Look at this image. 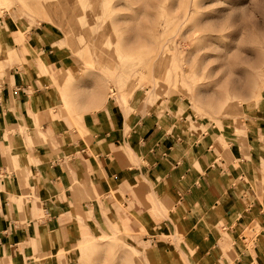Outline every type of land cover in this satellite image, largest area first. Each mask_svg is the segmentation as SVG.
Here are the masks:
<instances>
[{
    "label": "rangeland",
    "instance_id": "obj_1",
    "mask_svg": "<svg viewBox=\"0 0 264 264\" xmlns=\"http://www.w3.org/2000/svg\"><path fill=\"white\" fill-rule=\"evenodd\" d=\"M4 1L0 2V86L10 80L11 73L27 70L32 52L46 76L59 75V83L53 82L51 89L55 111L62 112L63 118L57 120L60 131L50 122L45 126L58 141L50 145L41 139L48 152L64 140L71 139L72 145L85 140L86 116L114 106L129 116L145 115L159 104L164 107L161 116L169 117H163L161 124H188L193 132L198 127L205 132L204 126H211L225 137L234 132L238 139L246 138L247 119L264 118V0ZM41 29L55 53L54 66L33 50L31 34ZM16 52L18 61L13 57ZM28 126L18 129L32 153L34 144L27 137L39 133ZM10 129L5 140L15 146L18 129ZM219 141L227 147L224 138ZM8 151L2 152L0 145V156L11 162L8 172L17 174L24 191L12 202L22 216L20 224L26 227L31 217L44 220L47 216L31 183L19 182L29 169L11 158L16 149ZM123 151L132 163L130 152ZM106 198L104 193L88 197L94 201L89 213L81 208L71 216L76 227L62 251L67 264H198L182 256L181 233L165 235L153 229L166 218L152 212V206L166 210L152 196L146 197L142 218L125 208L123 193L112 192ZM117 199L121 203L118 212ZM34 204L41 214L31 213ZM105 211L111 213L112 223L106 221ZM121 219L129 222H124L126 230ZM141 222L148 228L140 227ZM84 224L89 228L83 229ZM259 234L255 225L246 230L249 246Z\"/></svg>",
    "mask_w": 264,
    "mask_h": 264
},
{
    "label": "crops",
    "instance_id": "obj_2",
    "mask_svg": "<svg viewBox=\"0 0 264 264\" xmlns=\"http://www.w3.org/2000/svg\"><path fill=\"white\" fill-rule=\"evenodd\" d=\"M47 35L41 29L30 40L34 52L54 66L55 53L49 50ZM32 54L27 70L11 73L10 80L0 86V145L4 153L16 149L11 158L29 169L19 182L31 183L47 218L31 217L26 227L20 224L22 216L12 199L24 191L17 174L8 172L11 162L0 156V264H67L69 259L62 251L76 227L71 216L81 208L89 213L94 201L88 197L104 193L109 199L112 192L123 193V205L138 218L146 214L147 196L160 202L166 211L159 206L151 210L166 219L153 229L165 235L181 233L182 256L198 264H264V118L247 119L243 126L246 138L238 139L234 132L225 137L211 126H204L205 132L200 127L193 132L188 124H161L163 117H169L161 116L164 107L159 104L145 115L135 112L129 116L114 106L86 116L85 140L74 145L71 139L64 140L48 152L41 139L50 145L58 141L48 135L45 126L50 122L60 131L57 120L63 118L62 112L55 111L51 89L53 82L59 83V75L46 76L38 56ZM13 57L19 60L17 52ZM25 124L39 133L27 137L34 144L32 153L18 129ZM16 127L19 142L14 146L5 139L10 128ZM222 138L226 148L219 141ZM114 205L118 212L120 201ZM30 211L38 215L40 207L34 204ZM110 214L105 211V219L112 223ZM253 225L260 234L253 237L251 247L245 232ZM139 226L148 228L142 222ZM51 252L56 255L51 257Z\"/></svg>",
    "mask_w": 264,
    "mask_h": 264
},
{
    "label": "bare ground",
    "instance_id": "obj_3",
    "mask_svg": "<svg viewBox=\"0 0 264 264\" xmlns=\"http://www.w3.org/2000/svg\"><path fill=\"white\" fill-rule=\"evenodd\" d=\"M3 1H4V0H3ZM0 2H1V0H0ZM4 2H5V1H4ZM5 3H6V2H5ZM5 3H4V4H5ZM11 3H12V2H11ZM6 4H7V3H6ZM18 4H19V3H18ZM22 35H23V34H22ZM121 224H122V228H123V230H126V227H125L124 222H122Z\"/></svg>",
    "mask_w": 264,
    "mask_h": 264
}]
</instances>
